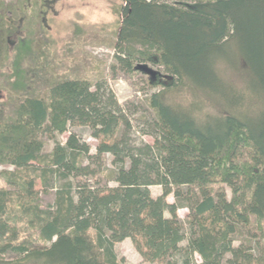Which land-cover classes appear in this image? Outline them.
Listing matches in <instances>:
<instances>
[{
    "label": "trees",
    "instance_id": "1",
    "mask_svg": "<svg viewBox=\"0 0 264 264\" xmlns=\"http://www.w3.org/2000/svg\"><path fill=\"white\" fill-rule=\"evenodd\" d=\"M122 2L118 63L166 71L144 99L154 117L143 132L154 140L130 142L132 121L105 81L26 92L0 121V264H124L116 246L126 238L149 261L223 264L229 253L230 264H264V0ZM29 49L23 40L10 73L22 88ZM75 125L93 130L96 153ZM66 132L44 150L43 133ZM39 183L54 189L52 204ZM252 223L258 254L234 244Z\"/></svg>",
    "mask_w": 264,
    "mask_h": 264
},
{
    "label": "rangeland",
    "instance_id": "2",
    "mask_svg": "<svg viewBox=\"0 0 264 264\" xmlns=\"http://www.w3.org/2000/svg\"><path fill=\"white\" fill-rule=\"evenodd\" d=\"M122 5V0H0V121L8 119L13 105L26 92L45 97L54 83L68 78L88 79L92 83L105 81L132 121L130 142L152 143L153 137L143 130L149 128L154 114L144 99L162 88L153 87L150 82L156 72L164 75L166 71L162 66L143 63L129 72L118 63L116 42ZM23 40L28 41L30 48L20 64L24 75L21 82L26 90L17 84V77L10 74ZM187 95L174 94L177 99L193 98L190 93ZM70 130L91 146V153H96L99 139L92 135L90 127L75 125ZM69 133H58L55 137L43 133L44 150L51 151L57 140L65 142ZM111 158L109 154L103 155L105 165L111 164ZM3 168L5 166H1L0 171ZM102 180L101 185L106 184V179ZM109 185L117 184L111 181ZM3 186L7 187L0 177V187ZM38 188L42 204H52L54 189L45 192L40 183ZM162 190L160 185L151 186L153 196L161 194ZM227 191L230 194L229 188ZM167 199L175 201L172 194ZM188 212L186 207L178 210L184 223ZM233 236L235 245L258 254L260 238L254 223L241 224ZM186 243L187 240L182 245ZM116 249L124 264H167V260L145 259L131 238L118 242ZM196 257L200 260L198 255ZM230 257L227 253L223 264H230Z\"/></svg>",
    "mask_w": 264,
    "mask_h": 264
}]
</instances>
